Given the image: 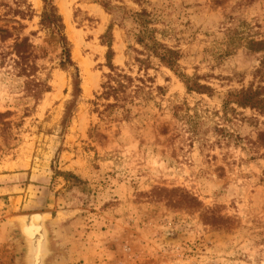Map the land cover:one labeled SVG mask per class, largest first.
<instances>
[{"label": "rangeland", "instance_id": "374dc122", "mask_svg": "<svg viewBox=\"0 0 264 264\" xmlns=\"http://www.w3.org/2000/svg\"><path fill=\"white\" fill-rule=\"evenodd\" d=\"M28 1L31 18H0L11 33L0 31V50L27 36L48 88L35 98L0 65V264H22L13 216L36 211L50 213L47 264H264V114L223 110L228 91L264 87V50L247 47L264 39V0H143L180 72L211 91H187L152 59L163 95L103 119L92 101L112 16L100 0H52L80 73L73 98L60 47L39 25L43 3ZM133 28L130 20L112 27L115 65L124 66L128 46L139 48Z\"/></svg>", "mask_w": 264, "mask_h": 264}, {"label": "trees", "instance_id": "16d2710c", "mask_svg": "<svg viewBox=\"0 0 264 264\" xmlns=\"http://www.w3.org/2000/svg\"><path fill=\"white\" fill-rule=\"evenodd\" d=\"M42 11L39 15V25L48 36L58 43L61 53L59 67L71 77L72 97H76L81 92L80 73L78 66L72 61L70 55V43L64 34V25L52 0H41ZM140 9L133 10L125 6L112 5L107 0H100V5L112 16L111 22L106 31L100 36L101 42L106 46L105 59L107 71L103 72L99 93H95L92 105L94 112L103 119L117 110L127 111V106L139 103L144 100L145 94L155 93L163 95V87L156 85L153 76L149 74V69L153 65L152 59H156L159 65L170 69L175 75L180 77L187 91L205 93L211 91L208 85L201 84L196 77H190L179 70L178 54L158 41L155 36L156 29L151 27L152 17L150 13L142 7L143 0H132ZM145 2V1H144ZM1 17L10 16L14 19L31 18L33 14L32 5L28 0H12L11 3L0 0ZM130 20L134 28L131 30L135 44L139 48L128 46L125 52L126 61L124 66L115 65L112 62V27L116 23H124ZM116 21V22H115ZM3 37H10L8 28L0 27ZM9 51L0 50V65L7 61L16 71L19 77H24V90L38 98L47 90V82L36 77L38 65L34 59V44L27 36L15 35L9 45ZM247 47L251 51L264 50V39L247 42ZM135 70V72H134ZM34 86V88H32ZM234 104L239 108H248L264 114V87L258 86L255 89L246 88L238 91H228L223 100V110L231 108ZM71 101L64 107L62 125L70 116ZM187 110V108H186ZM189 110V109H188ZM186 115V119L197 118V112ZM191 121L187 120L189 125Z\"/></svg>", "mask_w": 264, "mask_h": 264}, {"label": "water", "instance_id": "95a60500", "mask_svg": "<svg viewBox=\"0 0 264 264\" xmlns=\"http://www.w3.org/2000/svg\"><path fill=\"white\" fill-rule=\"evenodd\" d=\"M49 217L50 213L47 211L27 212L13 216V220L17 226V237L22 244V253L20 255V262L22 264H47L49 258L52 256L53 250L47 226ZM33 221L36 222L42 234L36 250L34 243L25 233L26 226Z\"/></svg>", "mask_w": 264, "mask_h": 264}, {"label": "bare ground", "instance_id": "6f19581e", "mask_svg": "<svg viewBox=\"0 0 264 264\" xmlns=\"http://www.w3.org/2000/svg\"><path fill=\"white\" fill-rule=\"evenodd\" d=\"M25 233L30 238V240L34 243L35 250H36L37 245H39L40 240L42 238V234L35 221L30 222L29 225L26 226Z\"/></svg>", "mask_w": 264, "mask_h": 264}]
</instances>
